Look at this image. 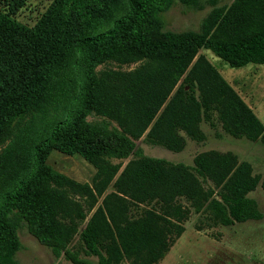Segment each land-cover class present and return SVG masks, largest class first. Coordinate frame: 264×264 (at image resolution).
<instances>
[{
	"label": "trees",
	"instance_id": "trees-1",
	"mask_svg": "<svg viewBox=\"0 0 264 264\" xmlns=\"http://www.w3.org/2000/svg\"><path fill=\"white\" fill-rule=\"evenodd\" d=\"M173 1L211 9L196 30H168L160 14ZM0 3V264H18L20 223L72 264H156L191 212L223 226L261 218L246 195L264 177L232 152L203 150L189 166L143 155L135 141L177 152L215 119L264 142V124L197 53L264 64V0H52L33 26L14 17L21 0ZM49 111L65 114L37 137L19 133L25 117ZM51 150L92 165L90 183L48 166Z\"/></svg>",
	"mask_w": 264,
	"mask_h": 264
},
{
	"label": "rangeland",
	"instance_id": "rangeland-1",
	"mask_svg": "<svg viewBox=\"0 0 264 264\" xmlns=\"http://www.w3.org/2000/svg\"><path fill=\"white\" fill-rule=\"evenodd\" d=\"M231 0H217L216 6H227ZM52 0H21L17 6L14 17L26 26H33L42 14L48 9ZM3 6V3H0ZM211 6L205 1L201 9L188 8L178 1H173L170 7L160 16L163 26L168 30L198 29L200 20L210 11ZM198 54L204 55L207 60L219 71L222 77L231 86L252 104L254 112L264 124V64H247L242 67H230L215 56L210 50L200 48ZM107 66L115 68L114 64ZM134 66L122 65L121 69H130ZM103 67L99 65L97 68ZM65 112L55 114L49 111L46 115L27 119L19 123V133L37 135L46 132L52 121L63 118ZM88 115L87 120H94ZM212 126L208 122H201L200 128L205 138L202 143L192 140L187 142L180 151H171L159 145H149L140 137L135 146L146 156L161 158L171 163L192 165L193 154L199 149H214L218 151H232L239 161H246L251 166L252 174L258 175L260 180L264 177V142L248 140L243 137L235 138L221 133L219 123L214 119ZM18 135L17 128L14 129ZM3 145H0V148ZM132 155L122 162H126ZM116 162V159H111ZM46 164L57 172L83 183H90L94 168L78 154L67 155L51 150L45 160ZM110 190V186L106 191ZM255 200L257 209L262 216L259 219H247L223 226L212 224L201 213L191 212L189 218L183 223L184 230L167 253L156 264H264V189L260 183L246 195ZM20 243L14 258L18 264H72L63 256L54 258L49 249L39 243L29 234L23 223L17 228ZM78 234L76 233L70 245L76 246ZM94 261V257H89Z\"/></svg>",
	"mask_w": 264,
	"mask_h": 264
},
{
	"label": "crops",
	"instance_id": "crops-1",
	"mask_svg": "<svg viewBox=\"0 0 264 264\" xmlns=\"http://www.w3.org/2000/svg\"><path fill=\"white\" fill-rule=\"evenodd\" d=\"M207 59V58H206ZM247 65V64H246ZM217 70V69H216ZM218 71V70H217ZM219 72V71H218ZM221 75V74H220ZM222 76V75H221ZM231 85V84H230ZM233 88V87H232ZM234 89V88H233ZM235 90V89H234ZM236 91V90H235ZM237 92V91H236ZM237 94L242 98V100L250 107V109L253 111V113L255 114V112H254V108H253V106H252V104H250L249 102H247L246 101V99H244L242 96H241V94L239 93V92H237ZM256 115V114H255ZM257 116V115H256ZM258 118V117H257ZM259 119V118H258ZM260 120V119H259ZM199 127H200V125H199ZM219 127H220V124H219ZM201 129V128H200ZM220 129H221V127H220ZM202 131V130H201ZM203 132V131H202ZM221 133L224 135V131L221 129ZM203 134H204V132H203ZM227 134V133H226ZM229 135V134H228ZM231 136V135H230ZM204 138H205V135H204ZM191 139H189V138H185V144L187 143V142H189ZM204 140V139H203ZM203 140H201V141H194V140H192L193 142H195V143H199V144H197V146H199L201 143H202V141ZM185 144H184V146H185ZM149 145H152V144H149ZM184 148V147H183ZM200 150L201 149H199L197 152H200ZM208 150V149H207ZM214 150V149H213ZM203 151V150H202ZM218 151V150H217ZM226 151H229V150H226ZM221 152H223V151H221ZM230 152H232V151H230ZM233 153V152H232ZM196 154V153H195ZM195 154H193V155H195ZM234 154V153H233Z\"/></svg>",
	"mask_w": 264,
	"mask_h": 264
}]
</instances>
